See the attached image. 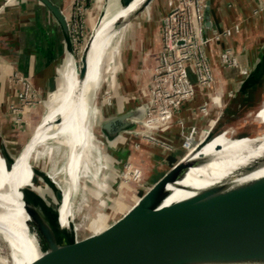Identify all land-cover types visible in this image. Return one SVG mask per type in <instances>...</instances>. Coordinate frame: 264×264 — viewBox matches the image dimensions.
<instances>
[{"label":"crops","instance_id":"obj_1","mask_svg":"<svg viewBox=\"0 0 264 264\" xmlns=\"http://www.w3.org/2000/svg\"><path fill=\"white\" fill-rule=\"evenodd\" d=\"M52 1L60 6L69 25L72 0ZM177 3L178 0H154L144 17L128 30L118 68L113 72V102L103 104L100 84L91 92L96 111L104 113L105 119L145 98L143 88L159 61L164 18ZM210 18L207 35L212 37L215 32L230 30L229 35L218 40L212 38L204 45L213 82L207 87L199 85L189 68L194 93L165 126L150 134L136 126L121 135L119 152H116L121 163L146 166L142 167V180L134 187V193L128 195L129 199L143 194L185 155L183 141L191 128L195 130V141H200L209 131L253 109L264 98V74L257 81L248 78L264 50V0H210ZM224 49L232 50L234 66L221 64ZM67 54V42L58 23L41 3L0 0V150L9 156L15 153L10 144L19 142L17 138L25 136L26 128L52 104V96L59 89L66 70L63 65ZM14 72L30 80L38 97L36 105L18 110L16 114L23 118L20 121L9 111L10 103L17 99L18 87L8 80ZM236 95L243 99L224 118ZM204 104L206 110L202 111ZM253 124L249 120L239 130Z\"/></svg>","mask_w":264,"mask_h":264},{"label":"water","instance_id":"obj_2","mask_svg":"<svg viewBox=\"0 0 264 264\" xmlns=\"http://www.w3.org/2000/svg\"><path fill=\"white\" fill-rule=\"evenodd\" d=\"M36 1L49 11L68 42L69 25L60 6L52 0ZM130 1L120 0V5L127 6ZM153 1L144 0L128 17L117 21L113 30H125L148 11ZM204 27L207 34L206 30L211 27L210 0L205 2ZM92 33L83 46L78 66L74 64L81 85L87 74ZM263 74L264 50L248 78L257 81ZM242 99V96L234 97L224 118L234 112ZM263 103L264 98L253 109L209 131L121 216L85 236L76 237L70 232V224L65 228L59 226L58 206L51 211L37 191L29 186L22 187L18 193L29 217L26 225L33 232L39 251L28 264H264V176L239 186L220 184L193 190L178 185L190 167L202 166L217 157L198 154L211 136L224 134L228 139L252 136L235 135L239 126L249 120L255 121L253 118ZM147 108L141 104L105 119L100 125L101 134L106 140H113L132 129L136 122L146 126L141 114ZM30 139L15 157L0 150L5 161L4 172L13 165ZM221 149L219 146L215 150ZM256 165L245 169L251 171ZM42 178L59 205L63 200L60 187L50 176ZM168 185L180 186L193 194L164 205L169 195Z\"/></svg>","mask_w":264,"mask_h":264},{"label":"bare ground","instance_id":"obj_3","mask_svg":"<svg viewBox=\"0 0 264 264\" xmlns=\"http://www.w3.org/2000/svg\"><path fill=\"white\" fill-rule=\"evenodd\" d=\"M133 1L131 0L127 6L129 7ZM143 1L128 11L123 18L128 17ZM121 6L119 4L116 9L107 10L93 29V40L88 60L93 51L94 53L88 64L86 78L82 85L78 83L73 57L68 53L63 65L64 68L66 64V71L61 77L62 84L59 87L61 90L54 94L52 106L44 114L43 123L36 136L33 139L32 136L30 137L32 140L30 139L22 149L13 165L6 168V172H4L5 161L0 153V232L4 234L5 240L13 249L11 264H28L39 255L35 236L26 225L29 217L23 208L20 193H18L24 186H29L40 194L46 190L33 181L30 160L37 147L46 144L47 140L54 137L57 139L60 136L67 137L66 145L70 147L69 155L76 156L78 163L84 166L93 179L101 167L97 161L90 165L86 155L87 151L93 148V133L89 120L96 116L91 92L102 79L103 55L110 47L112 39L119 33L118 30H113V26L121 20ZM114 47L109 48L112 53ZM253 119L261 125L260 133L257 132L250 137L239 139H228L224 134L208 137L209 139L200 147L198 154H214L217 157L202 166L190 167L178 185L193 190L220 184L239 186L264 176V103ZM54 122L56 124L51 125ZM47 125L49 128L45 130ZM219 146L222 149L216 151L215 149ZM256 163L253 170L246 171V167ZM65 169L70 175L68 166ZM49 176L59 186L54 176L53 178L51 175ZM179 187L167 186L169 195L165 199L164 205L193 194L192 191ZM60 189L63 193V200L58 205L57 223L65 228L71 221L73 190L64 192L61 187Z\"/></svg>","mask_w":264,"mask_h":264},{"label":"rangeland","instance_id":"obj_4","mask_svg":"<svg viewBox=\"0 0 264 264\" xmlns=\"http://www.w3.org/2000/svg\"><path fill=\"white\" fill-rule=\"evenodd\" d=\"M141 1L142 0H134L129 7L121 6L120 19H124V15L133 7L138 5ZM86 3L87 0H72L69 10L70 23L67 49L68 53L73 57V60L75 62L74 64H76L77 66L83 46L91 35L94 27L97 25V23L100 21L107 10H114L117 8V6L120 4V0H89V4ZM150 8L151 7H149V9ZM147 12H145L144 15ZM144 15L132 22L125 30H119L118 35L115 36L110 43L109 48L115 46L113 53L108 48L103 55L101 70L102 79L99 86H101L100 98L103 101L104 105L113 102V72H115L118 68V59H120L128 30L131 29L133 24L141 20ZM227 50L230 51L232 56L234 57L231 49H224L222 53ZM93 53L88 60V64L92 59ZM154 69L152 72L153 74L149 79V83L143 88L145 98L140 101L141 104H145L148 107L147 110L143 114H141L143 115L141 120L146 123V126L141 125L137 122L133 126V128H136V126H138L140 130L144 131L145 134H150L153 130L165 126L172 118L173 113L186 100L182 99L178 103L177 107L173 109L170 118H157L156 120L153 119V116L157 114L156 112H152L153 105L155 104L156 100L152 91L153 85L155 84ZM8 80L18 87L16 96L17 99L15 102L10 103L9 111L10 113L15 114L17 116V120L20 121L23 118L16 114L18 110H22L24 106L28 107L36 105L38 103V97L30 80L26 79L25 81L29 86V97H23V101H20L18 95L21 86L19 84H16V80L14 79L13 74L10 75ZM106 82L108 83L106 84ZM59 90L61 89H58L55 93L57 94ZM30 93L33 94L31 95ZM140 103L135 102V104L133 103V106L131 107L135 108L141 105ZM101 105L99 104L98 106ZM48 106L42 113L41 117L38 118V120L35 121L31 126L29 125L26 128L25 136H21V138L16 137L19 142L13 145L12 143L10 144L11 148H14L15 152L13 154V157L18 154V152L30 139L31 136L32 139L36 136L41 127V124L43 123L44 114L49 110L52 104H49ZM201 110H206L205 104L201 107ZM104 120L105 114L101 111L99 113L96 111L95 118L89 120V123L91 125V132L93 133V148L92 150L90 148L89 151H87V159L90 165L96 163L95 161H97L101 165L97 174L94 175V179L93 176L84 168V166L78 163L76 156L69 155L70 147L69 145H66V140H68L67 137L60 136L58 137V139L54 137L53 139L47 140L45 142L46 144L37 147L36 152L33 154V158L30 160L33 181L40 187L46 188L43 194H40L39 192L38 194L46 203V205L51 209V211H54L57 208L58 204L55 200L53 191L50 190L47 184H45L44 179L42 178L43 176L51 175L52 178L54 176L55 180L59 183V186L63 189L64 192L73 190V198L71 200L72 213L69 229L71 230L70 232H72L76 237L85 236L95 229H98L99 227L108 225L113 220L121 216L131 206V204L142 195L141 193H139L132 199H129L128 197L129 194L134 193V187L140 184V181L142 180L141 169L146 168V166L144 167L140 165L139 168L138 166L130 162H124L123 164L121 163L120 157L117 158L118 154H116V152H119L118 149L122 141L121 135L123 133H121L113 140H106L100 132V125ZM48 128L49 126L47 125L45 130H47ZM260 131L261 125L258 122L254 121L253 125L249 127H242V129L239 130L235 136H246L252 133H260ZM197 142L199 141H195L194 139V144L189 149H187L186 152L192 149V147H194ZM37 144L38 143L36 142V146ZM66 166H68V168L70 169V175L65 169ZM135 169L138 170V175L132 173V170ZM74 183H76L77 185ZM12 252L13 249L5 240L4 234L0 232V264H11Z\"/></svg>","mask_w":264,"mask_h":264},{"label":"built area","instance_id":"obj_5","mask_svg":"<svg viewBox=\"0 0 264 264\" xmlns=\"http://www.w3.org/2000/svg\"><path fill=\"white\" fill-rule=\"evenodd\" d=\"M205 2L178 0L177 5L164 18L162 47L154 69L155 84L152 89L156 99L152 110L157 113L153 116L155 120L170 118L178 103L193 95L194 85L189 78V68L193 70L196 82L203 87L209 86L214 80L204 45L212 38L218 40L220 36L228 35L230 31L215 32L212 37L205 34ZM220 61L227 67L235 65V58L228 50L222 53ZM13 77L16 84L21 86L18 97L23 101V97H29L26 78L18 72H14ZM193 144L194 129H191L185 135L183 145L189 149ZM132 173L139 174L136 169Z\"/></svg>","mask_w":264,"mask_h":264},{"label":"trees","instance_id":"obj_6","mask_svg":"<svg viewBox=\"0 0 264 264\" xmlns=\"http://www.w3.org/2000/svg\"><path fill=\"white\" fill-rule=\"evenodd\" d=\"M86 4H89V0H87V3Z\"/></svg>","mask_w":264,"mask_h":264}]
</instances>
